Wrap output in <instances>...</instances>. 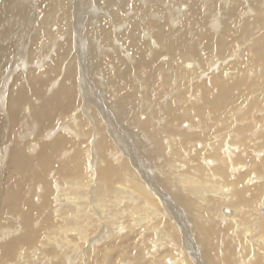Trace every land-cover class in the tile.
<instances>
[{
  "label": "bare ground",
  "instance_id": "obj_1",
  "mask_svg": "<svg viewBox=\"0 0 264 264\" xmlns=\"http://www.w3.org/2000/svg\"><path fill=\"white\" fill-rule=\"evenodd\" d=\"M34 4L41 20L49 12L59 22L50 30L56 37L40 50L34 33L16 49L17 21L24 27L37 18ZM150 11L153 34L144 38ZM91 15L98 49H90L88 69L103 79L104 98L86 87L82 103L83 54L77 59L70 33L73 21L87 35ZM254 33L258 38L244 43ZM159 81L172 84L169 92ZM145 99L161 107L146 111ZM94 107L116 114L108 118L110 132L127 124L132 141L145 143L138 157L153 177L134 171L135 151L132 167L111 152ZM89 117L95 144L81 134ZM155 165H170L183 180L178 191L192 192L208 209L201 225L192 219L195 244L201 234L205 242L200 258L194 252L196 264H219L216 235L243 249V264L264 261V0H0V264H31L45 243L55 261L46 264H183L175 238L160 231L152 242L161 212L154 196L169 184ZM180 193L176 200L191 209L194 196ZM226 204L232 210L222 213Z\"/></svg>",
  "mask_w": 264,
  "mask_h": 264
},
{
  "label": "rangeland",
  "instance_id": "obj_2",
  "mask_svg": "<svg viewBox=\"0 0 264 264\" xmlns=\"http://www.w3.org/2000/svg\"><path fill=\"white\" fill-rule=\"evenodd\" d=\"M29 6V5H28ZM86 7L88 6V7H90L89 5H85ZM84 7V6H83ZM82 7V8H83ZM86 7H84V9H86ZM49 10H50V8H48ZM90 9V10H89ZM87 11L88 12H91L92 13V8L90 7V8H88L87 9ZM42 12H43V9L42 8H38V6H37V4H34V13L36 14V17L37 18H31L30 20H28V22H23V23H25V25H24V27H23V30H21L22 29V27H21V24H22V22L21 21H17V25H16V30L17 31H20V34H18V43H17V45H16V49H24L23 47H25V45L27 46V45H29L30 44V39H32V37H34V38H36V34H37V40H39L40 39V41H38L37 43H41V44H38L37 45V49H47V45H46V43L48 42V40H49V38H53V37H56V36H54V35H51L50 34V30H52L53 32H55L56 31V28L58 27V26H56V25H59V22L58 21H54V20H52L51 18H50V14H49V12H46L45 14H47V16H49V18H47V17H45V19L44 20H41L40 18H42L43 16L42 15H40V14H42ZM150 13V14H149ZM148 14H147V19L148 20H146V22H144V24H143V37L144 38H150L151 36H152V34H153V32L151 31V29L150 28H152V26L150 27V25L151 24H153V22L155 21L154 19H156V18H153V20H151L152 18H151V16H152V11H150ZM88 16H90V15H88ZM92 17H91V19L90 18H87L86 20V22H85V24L87 25H89L88 27H86V25L84 26V28H85V30L87 29V31H86V34L87 35H85V34H83V32H80L79 33V31L78 32H76V30H75V26H74V23H73V21H72V24H71V33H70V37H74V38H71L72 39V41H73V43L75 44V46H74V51H78V52H76L77 53V59H78V57H79V59L82 57V56H80V55H82L83 54V62H79V64H78V80H77V84H79L78 86H79V91L81 92V94H82V103H83V101H84V99L83 98H85V95H84V93H86V91H87V93H89V90L91 91H93L94 93H96L97 92V94H99L101 97H103L104 98V96H103V93H104V89H103V84L101 83V81L100 80H103L102 78H100V79H98V77H97V75L99 74V72L98 71H95V73H93L95 76H91L90 75V73H91V70H90V68L88 69V67H89V64H90V59L92 60V57H91V52H90V49H98V46L97 45H95V42L93 41L94 39H92L91 40V38H92V36H89V35H92V32H90L89 30H90V28H94V21H93V18L95 19V15H91ZM39 17V18H38ZM38 19V20H37ZM40 20V21H39ZM89 20H91V21H89ZM151 20V21H150ZM48 21H50V22H52V25L50 26V24H48ZM148 21H150V22H148ZM42 22L44 23V24H42ZM107 21H105V26L107 25V23H106ZM261 22V19H256L255 20V24H259ZM18 23H20V24H18ZM39 23H41V24H39ZM147 23H148V27H147ZM38 24H39V27L37 28V26H38ZM205 24V23H204ZM31 26L33 27V29L31 28ZM73 27V28H72ZM107 27H109V26H107ZM209 28V25H206V28ZM147 28V29H146ZM205 28V27H204ZM255 28H256V25H255V27H253V26H251L250 28H249V33L247 34V36H250L252 33L250 32L251 30H255ZM30 29H32V30H30ZM37 29V30H36ZM41 29V30H40ZM58 29V28H57ZM148 30L149 29V31H146V30ZM40 30V31H39ZM43 30V31H42ZM74 30V31H73ZM94 30H95V28H94ZM101 30V26L99 25L98 26V28H97V32H99ZM204 30H206V29H204ZM36 31V32H35ZM40 32V33H39ZM42 32V33H41ZM73 32H74V34H73ZM114 31L112 30V33H113ZM149 32V33H148ZM255 32V31H254ZM18 33V32H17ZM35 33V35H33ZM257 33V32H256ZM256 33H254L250 38H248V39H246L245 41H244V43H248V45H251L252 44V41H251V39L253 38H258V36L259 35H257ZM33 35V36H32ZM149 35H150V37H149ZM45 36H47L46 38H43V37H45ZM89 38H87V37ZM100 38H101V35H98ZM94 38H96V37H94ZM84 39H86V40H84ZM252 39V40H253ZM22 40H24V42L22 43L21 41ZM45 40V41H44ZM83 40V41H82ZM90 40H91V42H92V44H90ZM82 41V42H81ZM20 43V44H19ZM22 43V44H21ZM36 43V44H37ZM44 45H43V44ZM155 43V42H154ZM112 44V43H111ZM110 44V45H111ZM114 42H113V46H112V48L114 47ZM21 45H23V47L21 46ZM153 45H155V44H153ZM20 46V47H19ZM43 46H44V48H43ZM92 46H94L95 48H92ZM39 47V48H38ZM79 47V48H78ZM88 47H90V48H88ZM76 48V49H75ZM87 50V51H86ZM83 51V52H82ZM79 52H81V53H79ZM87 52H89V53H87ZM52 53H54V50L52 51ZM79 55V56H78ZM213 56V55H212ZM50 59V56L48 57V59L47 60H49ZM212 59V58H211ZM161 60L162 61H164L165 59L164 58H162L161 57ZM79 61V60H78ZM89 61V62H88ZM109 61V66L112 64L113 65V61L112 60H108ZM87 62V63H86ZM84 63V64H83ZM89 63V64H88ZM88 66H87V65ZM85 65V66H84ZM111 65V66H112ZM84 66V67H83ZM109 66H108V68H109ZM81 68H83V71H82V69ZM88 70H90V72L88 71ZM110 70H113L114 71V69H112V68H110ZM86 71V72H85ZM42 73L44 74V71H42ZM86 75V76H85ZM88 75H90L89 76V78H88ZM100 75V74H99ZM58 78V76H56V77H53L52 78V80L54 81V80H56ZM86 78V79H85ZM90 78H92V79H90ZM96 79H97V81L98 82H96ZM83 80V81H82ZM89 80V81H88ZM93 81H95V82H93ZM136 82V81H135ZM160 82V85H162V83H161V81H159ZM90 83V84H89ZM95 83L97 84V85H95ZM99 83V84H98ZM84 84V85H83ZM166 84L169 86H167L168 88H166ZM165 85L163 84L162 85V87L165 89H163V91H165V92H169V90H170V87H171V85H169V83H166ZM82 85V86H81ZM86 87H87V90H86ZM93 88L95 89V90H93ZM81 89V90H80ZM107 91H109V89H107ZM86 93V94H87ZM108 94H109V92H107ZM141 102L140 103H143L144 104V109L146 110V111H148V106H153V107H157L158 109H159V107H161V101L160 102H158L157 103V105H152L148 100H140ZM104 102V101H103ZM105 104H106V102H104ZM148 103V104H147ZM100 104V103H99ZM148 105V106H147ZM82 106V104L81 105H79V108ZM95 108V107H94ZM95 109H96V111H95ZM94 109V114H93V116H98L99 117V121H100V127H101V129L103 130V132H104V134L105 135H107L106 137H109V139L111 140V143H110V145H111V147H110V149L111 150H113V151H111L110 149H109V151H111V152H116L117 154H118V156L119 157H121L122 159H123V161L125 162L126 160H127V158L129 159V163H131V164H129L130 165V167H132V163L133 162H131V159H130V157L131 156H129V155H131V153H133L134 151V153L135 154H133V156H135L136 154H137V157L136 158H138V159H136L135 161H136V164H135V172H137L138 171V173H149L150 172V174L149 175H152V177H153V174H154V172H151L150 170H148V168L147 167H145V166H147L148 164H146V163H144L145 162V160L143 161V159L141 158V157H138V151L139 152H142V147L145 145V143H142V141H140V139H138L137 140V144L139 145L140 144V146H137V144H136V142L135 141H132V138H131V134L127 131V124H118V122L117 123H115L113 126H112V129H113V132H110L109 131V129H108V118L109 117H111V118H113V119H115V118H117V116H116V114L114 113V115L115 116H111L110 114H109V117L107 116V114H105V113H103L102 112V110L101 109H99V108H95ZM82 110V109H81ZM96 113V114H95ZM103 114V115H102ZM102 116V117H101ZM89 119V120H88ZM122 121V120H121ZM85 122H86V125H85V127H82L83 129H82V131H81V134L84 136V138L86 139V141H89V142H94V144L96 143V138H97V130H95V129H93V128H95V126L92 124V121H91V118L89 117V118H86V120H85ZM24 123H26V122H24ZM102 123V124H101ZM105 123V124H104ZM117 124V125H116ZM104 125V126H103ZM90 126H91V128H90ZM86 132V133H85ZM115 132V133H114ZM129 133V134H128ZM91 136V137H90ZM88 138H89V140H88ZM131 138V139H130ZM120 141V142H119ZM249 141V140H248ZM92 142V143H93ZM114 144V145H113ZM117 145V146H116ZM121 146V147H120ZM113 147V148H112ZM115 147H117V148H115ZM122 147H124V148H122ZM132 147H134V149H132ZM129 148V149H128ZM123 149V150H122ZM132 149V150H131ZM138 149H140V150H138ZM91 151V155H93V156H95V153L92 151V149L90 150ZM96 152V151H95ZM97 153L98 152H96V157L97 156H100V153H99V155H97ZM156 155V154H155ZM154 155V156H155ZM98 158V157H97ZM124 159H126V160H124ZM156 159V158H155ZM128 162V161H127ZM161 162V161H160ZM180 164H178V166H179ZM140 166V167H139ZM155 167H157L156 165H155ZM169 167V168H168ZM158 168V170H156V172H155V175L156 174H158V173H160V174H164V175H168V185H166V188H164L165 190L164 191H162V188L160 187V185H159V187L161 188H159L160 189V193L159 194H155V198L157 199V202H158V204H159V206H160V209H161V212H160V222H159V227H158V229L155 231L156 232V234H155V238L154 239H152V242L157 238V239H159L158 238V235H159V232L160 231H163V232H165L166 233V237H167V239H169V240H175V242H177V251H178V253H179V255L180 256H182V257H180L182 260L181 261H183V264H192V262H193V264H196L195 263V255L197 254V258L199 257L200 258V248L201 249H203V250H205V242H204V240H203V235L201 234L199 237H197L196 238V241H197V245L195 244V240H194V235H196V233H195V231H194V224H193V221H192V219L194 218V217H196L197 218V220L200 222V225L206 220V212L205 211H207L208 209H206L205 210V206H203V204H204V202L201 200L200 201V198H197L196 196H194L193 194H192V192H191V194L189 193L188 194V190H186V192H184L183 191V189L182 188H180V190L178 191V189H177V187L179 188V186H181V185H183V180H180V179H178L177 180V176L175 175V174H172L173 173V171H170L171 170V168H170V165H161V166H159V167H157ZM160 168V169H159ZM94 170V168L93 167H91V170ZM186 169V167L185 168H183V170H185ZM149 171V172H148ZM169 171V172H168ZM94 173H95V171H94ZM141 173V174H142ZM153 173V174H152ZM142 174V175H143ZM173 176V177H172ZM175 177V178H174ZM177 180V181H176ZM179 181H181L182 182V184H181V182H179ZM179 183V184H178ZM172 186H171V185ZM176 184H178L177 186H176ZM181 184V185H180ZM171 186V187H170ZM176 186V187H175ZM185 189H187V186H185ZM174 191V192H173ZM171 192V193H170ZM182 193L183 195L185 194L186 195V197L189 195V196H191V197H193L194 196V198H191V202L193 203V205L194 206H196L197 207V205H198V207L196 208V207H194V206H191V209H190V205L188 206V205H184V204H180L177 200H176V193ZM172 193H175L174 195L172 194ZM180 193V194H181ZM172 194V195H171ZM172 196H174V198H175V201H174V199H172L173 197ZM189 196L187 197V198H189ZM159 198V199H158ZM172 199V200H171ZM194 199V200H193ZM193 200V201H192ZM176 201H177V203H176ZM199 201V202H198ZM172 202V203H171ZM197 202V203H196ZM200 202H202V203H200ZM217 203H218V201H216ZM216 202H214L213 204L215 205V206H217L218 204L216 203ZM174 204V205H173ZM201 204V205H200ZM202 206V207H200V206ZM212 205V204H211ZM221 205V204H220ZM220 205L218 206V208L220 207ZM176 206H178V207H176ZM188 206V207H187ZM193 207V208H192ZM201 208V209H200ZM194 209L197 211V212H195L194 211ZM201 210V211H200ZM203 210H204V213H203ZM232 210V208H231V206L230 205H228V204H226V205H224L223 206V208H221V211H222V213L224 212V213H228V211H231ZM259 211H261V212H263V208L262 207H260L259 208ZM148 212V211H147ZM161 220H164V222H161ZM113 222H116L115 220L113 221ZM7 223V221L5 220V224ZM174 229V230H173ZM12 231H13V229H11ZM96 232H99V230H96ZM222 232L224 233L225 231L224 230H222ZM15 233H18V232H14V233H9V237L8 238H10L11 236H13V234H15ZM226 233H227V231H226ZM202 236V237H201ZM175 238V239H174ZM213 240H214V251H216V256H217V258H218V263L219 264H243L242 262L243 261H245V259L244 258H246V256H247V254L243 251V249L235 242V246L234 247H229V246H227V244L229 243V240H227V243L225 244V242L224 241H221V239H219V237L216 235V236H213ZM216 240H219V241H216ZM203 241V242H202ZM154 244L156 243V241H154L153 242ZM199 244V245H198ZM43 245L45 246V247H47L46 245H48L47 243H45V244H42V245H40L39 247V249L38 250H34V253H32L33 255H35V257L34 258H31L30 259V262L29 263H31V264H34L36 261V263L35 264H46V263H48V262H52L53 263V259H54V257L52 256V253H53V247L52 248H50L51 247V245H50V247H49V245H48V248H43ZM179 245V246H178ZM202 245V246H201ZM192 246V247H191ZM203 246H204V248H203ZM220 246V247H219ZM226 246H227V249H226ZM184 247V248H183ZM181 248V249H180ZM189 248V249H188ZM237 248V249H236ZM241 250H240V249ZM47 249V250H46ZM183 249V250H182ZM217 249H218V251H217ZM40 250V251H39ZM154 250H158V249H154ZM239 250H240V252H239ZM183 251H185V252H183ZM231 251L232 252H234V254L233 253H231ZM241 251H243V252H241ZM43 252H45V255L43 254ZM194 252H195V255H194ZM227 252H229V253H227ZM82 253H84V251L83 252H81V254ZM218 253H220V254H218ZM48 254V255H47ZM199 254V255H198ZM239 254V256H237ZM243 254V255H242ZM49 256V257H48ZM225 256V257H224ZM259 256H260V258H262V254L260 253L259 254ZM47 257V258H46ZM50 257H52L53 259H51ZM189 257V258H188ZM227 257H229V258H227ZM239 257V258H238ZM38 258V259H37ZM42 258V259H41ZM50 258V260L48 261V259ZM220 258H223L222 260L224 261H222ZM224 258H226V260L224 259ZM45 259H47V261L45 260ZM190 259V260H189ZM229 259V260H228ZM241 259H243V260H241ZM44 260H45V262H44ZM51 260H53V261H51ZM192 260V261H191ZM219 260H221V261H219ZM236 260V261H235ZM6 261V260H5ZM9 261H11V260H9ZM34 261V262H33ZM185 261V262H184ZM12 262V261H11ZM55 262V261H54ZM221 262V263H220ZM229 262V263H228ZM22 263H26V262H22V261H19V264H22ZM6 264H9L8 262H6ZM171 264H175V262H174V260H171ZM244 264H254V262H251V263H249V261H247L246 263H244ZM261 264H264V261L261 263Z\"/></svg>",
  "mask_w": 264,
  "mask_h": 264
}]
</instances>
